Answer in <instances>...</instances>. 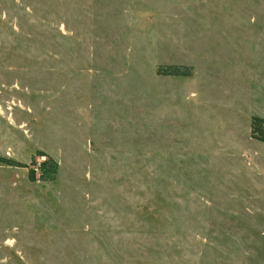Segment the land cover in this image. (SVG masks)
<instances>
[{
    "label": "rangeland",
    "instance_id": "rangeland-1",
    "mask_svg": "<svg viewBox=\"0 0 264 264\" xmlns=\"http://www.w3.org/2000/svg\"><path fill=\"white\" fill-rule=\"evenodd\" d=\"M252 116L264 0H0V264H264Z\"/></svg>",
    "mask_w": 264,
    "mask_h": 264
},
{
    "label": "trees",
    "instance_id": "trees-1",
    "mask_svg": "<svg viewBox=\"0 0 264 264\" xmlns=\"http://www.w3.org/2000/svg\"><path fill=\"white\" fill-rule=\"evenodd\" d=\"M159 67L158 72L166 75H189L191 73L190 66L184 65H167L163 67ZM250 133L251 136L261 142L264 143V118L260 116H252L250 120ZM45 155V154H42ZM3 158H0V160ZM4 161H7L4 159ZM10 165H18L17 162L10 160L8 162ZM42 172L39 176L40 179H51V177L57 171V163L50 157H46L45 160L41 164ZM31 180H35V172L33 170L30 171Z\"/></svg>",
    "mask_w": 264,
    "mask_h": 264
}]
</instances>
